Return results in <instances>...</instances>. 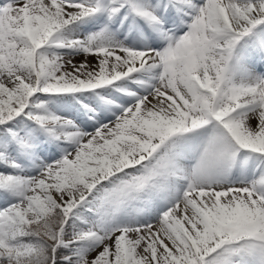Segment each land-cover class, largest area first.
<instances>
[{
  "label": "snow or ice",
  "instance_id": "snow-or-ice-1",
  "mask_svg": "<svg viewBox=\"0 0 264 264\" xmlns=\"http://www.w3.org/2000/svg\"><path fill=\"white\" fill-rule=\"evenodd\" d=\"M0 264H264V0H0Z\"/></svg>",
  "mask_w": 264,
  "mask_h": 264
},
{
  "label": "rangeland",
  "instance_id": "rangeland-1",
  "mask_svg": "<svg viewBox=\"0 0 264 264\" xmlns=\"http://www.w3.org/2000/svg\"><path fill=\"white\" fill-rule=\"evenodd\" d=\"M81 60H83V57H77L75 62L79 63Z\"/></svg>",
  "mask_w": 264,
  "mask_h": 264
}]
</instances>
